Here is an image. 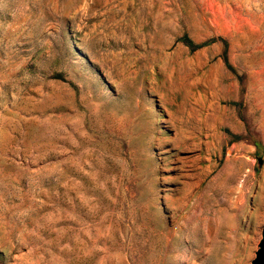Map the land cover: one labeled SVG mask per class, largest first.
I'll use <instances>...</instances> for the list:
<instances>
[{
    "label": "rangeland",
    "instance_id": "1",
    "mask_svg": "<svg viewBox=\"0 0 264 264\" xmlns=\"http://www.w3.org/2000/svg\"><path fill=\"white\" fill-rule=\"evenodd\" d=\"M263 223L264 0H0V264H250Z\"/></svg>",
    "mask_w": 264,
    "mask_h": 264
},
{
    "label": "water",
    "instance_id": "2",
    "mask_svg": "<svg viewBox=\"0 0 264 264\" xmlns=\"http://www.w3.org/2000/svg\"><path fill=\"white\" fill-rule=\"evenodd\" d=\"M250 264H264V223L261 226L260 237L254 250V256L250 259Z\"/></svg>",
    "mask_w": 264,
    "mask_h": 264
},
{
    "label": "trees",
    "instance_id": "3",
    "mask_svg": "<svg viewBox=\"0 0 264 264\" xmlns=\"http://www.w3.org/2000/svg\"><path fill=\"white\" fill-rule=\"evenodd\" d=\"M179 40L184 44L186 45L190 50H193L195 49L196 47L198 46H201L202 44L204 43H207L211 40H213V38H207L206 40L202 41V42H194L188 35H186L185 33L182 34L180 37H179Z\"/></svg>",
    "mask_w": 264,
    "mask_h": 264
}]
</instances>
